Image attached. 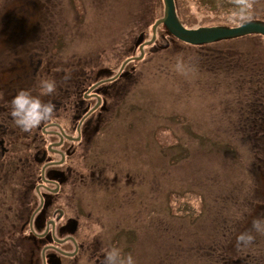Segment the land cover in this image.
Here are the masks:
<instances>
[{
	"label": "rangeland",
	"instance_id": "rangeland-1",
	"mask_svg": "<svg viewBox=\"0 0 264 264\" xmlns=\"http://www.w3.org/2000/svg\"><path fill=\"white\" fill-rule=\"evenodd\" d=\"M173 1L176 16L187 29L236 27L251 20L264 22V0ZM25 2L26 6L17 0H0V103L7 104L10 100L9 111L5 113L10 117L1 123L9 130L13 145L10 156L14 159L35 154L31 145L20 147L28 141L25 131L17 130L11 117L9 105L20 90L29 91L47 103L65 85L58 75L66 76L63 72L84 65L80 62L91 56L94 63L95 56L100 55L106 61L104 65L118 69L122 62L117 61L119 55H126L123 59L130 55L138 58V45L135 44V49L131 43L143 33L149 40L151 26L163 16L162 0ZM24 7L29 8L23 14ZM233 12L237 14L232 15ZM27 18L31 20L28 22ZM156 29L164 28L160 25ZM247 36L243 40L219 41L215 46L224 51L235 49L231 51L233 62L236 53L246 50L264 62V41L261 40L263 45L256 43L258 40L247 42ZM180 45L173 47L168 53L171 58L165 61L158 60L162 53L151 57L146 65L134 62L139 68L133 74L134 88L124 86V101L114 105L116 114L110 127L102 131L98 126L102 132L89 142L83 151L84 158L83 155L78 158L76 193L82 203L91 207L86 209L82 204L81 210L78 205V211L88 214L78 217V221L83 230L89 226L84 231H98L109 249L123 248L122 257L131 255L134 264H227L234 253L237 257L249 253V264H264V232L253 227L255 221L264 220V165L260 166L251 154L253 149L243 126L246 120L241 114L242 105L248 106L243 97L250 93L253 96L254 91L247 90L249 84H243L244 89L240 84L250 78L242 75L245 77L242 80L237 74L204 68L209 57L201 56L203 49ZM144 56H150L148 50ZM235 65L240 72L244 71V62ZM44 79L55 82L50 94H45L40 86ZM120 81L113 80L112 93L119 90ZM259 87L260 84L256 93L260 92ZM70 102L73 104V100ZM59 109L58 124L65 128L72 126L71 112L67 113L62 104ZM41 125L27 136L34 145L41 137ZM46 142L42 150H46ZM106 150L111 155L116 151V156L112 160L105 155L101 157L103 152L107 154ZM101 160L107 165L94 164H102ZM1 163L4 160L0 158V168L4 169ZM133 165L137 167L127 171L128 176L116 175ZM17 184L15 178L10 204V200H1L8 187L4 191V184L0 183L2 214L9 205L16 209L19 201L15 194L20 193L15 188ZM133 192L134 205L133 199L128 198ZM120 196L129 201H118ZM60 201L66 203L65 199L58 200L60 205ZM149 205L155 207L150 209ZM96 217L97 222L90 224ZM101 225L109 227V231L99 230ZM3 230L7 233L10 228L5 225ZM241 233L253 236L250 244L238 242ZM6 236L16 242L14 233L12 238ZM81 236L85 237L80 234L79 240ZM167 241L172 245H168L170 252ZM137 248L140 258L136 255ZM28 250L30 254L31 244Z\"/></svg>",
	"mask_w": 264,
	"mask_h": 264
},
{
	"label": "flooded vegetation",
	"instance_id": "flooded-vegetation-1",
	"mask_svg": "<svg viewBox=\"0 0 264 264\" xmlns=\"http://www.w3.org/2000/svg\"><path fill=\"white\" fill-rule=\"evenodd\" d=\"M166 37L170 38V36ZM151 39L152 32L149 40ZM159 39L165 40V36L158 34L156 29L152 43L143 46V55L146 50L156 52L158 47L160 49ZM149 40L145 39L139 43V39H135L131 44L134 47L136 44L139 48ZM166 42L165 46L167 47L168 41ZM125 56L123 54L119 55L117 61L122 62L118 69L111 65H104L106 61L102 60L99 55L95 56V63L91 56L88 60L80 62L84 65L80 66L79 64L80 67L74 66L69 71L63 72L67 74L66 76L62 75L61 77L58 75L65 85L63 86L64 89H62L63 87L58 89L57 95L54 94V99L51 100V102L53 101L52 104L55 105L52 117L54 122L51 121L41 125L39 131L42 134L37 145L32 143L34 141L27 139L31 131L25 132L28 144L21 143L22 145H20L24 149L30 147V145L34 147V156L24 155L23 158L15 159L10 156L13 152V145L7 134L9 130L6 124L1 123L2 120L6 121L10 117V114H5L9 111L7 105L10 100L7 104L6 102L4 104L0 103V158L4 160V164L1 163L4 169L0 168V183L4 184V187L1 185L4 191L8 187L5 196L1 200L4 202L10 200V204L12 203L13 190L11 183L15 178L19 182L17 188L20 190V193L15 194L19 201L16 209H11L12 206L9 205V209L3 211L4 214L1 213L2 211L0 212V241L4 239L3 242H0V264H105L104 257L109 248L104 239L98 231L95 233L91 229L89 233L84 231L89 226L87 225L83 230L78 221V217L81 215H88L80 209L78 211V205L81 206V210H83L82 204H84L83 208L91 207L90 205L87 207L86 203H82L83 200L76 193L77 160L83 155V151L88 147L89 142L91 140L95 141L96 135L104 131L103 129L110 127V120L116 114L113 109L114 105L124 99L123 94L124 89H126L124 86L128 87L127 89L134 88V82L130 81V76L127 75L138 72V68L134 64L139 59L134 55L123 59ZM126 61L127 63H125ZM74 65L76 64L74 63ZM114 79L121 81L118 84L119 90L115 89V92L112 93V89L114 90L115 87L111 86V83ZM125 94L127 95L128 92H125ZM63 96L68 97L63 99ZM70 100H73V104ZM61 104L64 110L67 107V113L71 112L69 115L73 119L71 120L73 123L68 128L58 124V119L61 118V114L58 113ZM3 116L7 117L3 118ZM98 126L102 127V131L98 130ZM18 129L20 128L17 127ZM44 136L51 137L52 140H45ZM45 142L48 145L46 150H42L41 148L44 147ZM92 154L87 155L91 158L94 157ZM107 154L103 152L101 157L105 155L106 158L112 160L114 155L116 156V151L114 155L108 152ZM37 155H39V159L36 158ZM97 155H99L98 152ZM122 158L133 159L129 156H123ZM94 164L103 165V167L104 164L107 165L105 161H102V164L100 162ZM136 167L134 165L125 169L121 167L120 169L123 170L121 172L117 171L116 175L128 176L127 171H132ZM127 182H129L128 179ZM28 191L30 192L28 193ZM153 197L154 195L150 196L149 200ZM115 198L114 195L112 200L114 201ZM128 198L133 199L132 204L134 205L135 193L133 192ZM61 199H65L66 203L60 201L62 205L58 204V200ZM124 200L129 201V199H124V196H120L118 201ZM32 203H36V205L32 206ZM150 205V209L155 207ZM8 211L11 213L8 214ZM98 218L92 219L89 223L94 224L95 219L98 220ZM119 221H121V218L118 219ZM5 225L10 228L7 233H4L3 230ZM105 229L109 231V227L105 228L104 225H101L99 230L104 231ZM113 232H115V228ZM12 233L16 237L15 243L11 242L6 236L12 238ZM80 234L85 235L84 238L83 236L80 237L81 240L78 239ZM18 239L21 241L18 242ZM167 242V246H172L169 241ZM29 244L32 247L30 254ZM170 249L169 247L168 252H170ZM122 251L123 248L121 249V257ZM136 255L140 258L138 248ZM248 257L249 253H246L245 257L242 256V253L239 257L234 253L227 264H249Z\"/></svg>",
	"mask_w": 264,
	"mask_h": 264
},
{
	"label": "trees",
	"instance_id": "trees-1",
	"mask_svg": "<svg viewBox=\"0 0 264 264\" xmlns=\"http://www.w3.org/2000/svg\"><path fill=\"white\" fill-rule=\"evenodd\" d=\"M17 1L20 4H24L26 6L27 1L26 2H25V0H17ZM157 33L165 36V40L159 39V41H158V44L159 45L161 44V48L159 49V47H158L156 52H151L148 50V53L150 54V56L149 57L144 56L141 60L137 61L136 63L141 62V63H144L146 65L149 62L151 57L160 56L162 53H163V56L158 57V60L159 61H163V60L165 61V60L171 58L170 56H168V53H170V51L173 49V47L176 44L180 45V43H181V45H183V46L198 47L199 49H203L204 54H202L201 56L203 57L205 55V56L209 57L203 64L204 68L210 67V68H215V71H221V70H223L225 72L227 71L228 73H231L232 76H236V74H237L238 76L242 77V80L245 79V77H243L242 75L250 78L249 81L241 82V84H240V87L242 89H244V87H242L243 84L244 85L249 84V87H247V90L254 91L253 96L250 93L249 95H246L247 96L246 98L243 97L244 102L248 106L245 107V104L242 105L241 114L245 117V120H246V125L244 124L243 126L245 127L244 129L246 130V136L245 137H246V140L249 141V147H251V149H253L251 151V154H253L254 158H256V160L259 161L258 164L260 166L264 165V62L262 60H260L261 58L247 53L249 50H246V52L239 51L238 53L235 54V62H233L232 59H233L234 53L231 51L235 52V49L228 50V49L223 47L224 49H226V51H224L222 48H217L215 46V44L220 43V42L193 46V45H188V44H185V43L178 41L173 36L167 34L165 29H163L161 31L157 29ZM166 36H170V38L166 37ZM146 37H147V35H145L143 33L141 35V37L139 38V41H141L142 39L144 41L146 39ZM238 39L243 40V37L237 38V40ZM246 40H247V42H249V41L255 42L256 40H258V41H256V43L260 42L262 44L261 40L264 41V37H262L261 35L255 34V35L247 36ZM166 41H168L167 47L165 46V44L167 43ZM230 41H233V40H226V41H221V42H230ZM225 54H227L229 56H227ZM254 57H256V58H254ZM249 58H250V61H248ZM241 61L244 62V71H242V72H240L235 65V63L238 64ZM162 64H164V62H162ZM143 71L144 70L142 69L141 73H139L141 76L143 74ZM213 73L215 74L214 71H213ZM127 76H130V81L134 80L133 74H130V75L128 74ZM258 84H260V87H259L260 92L258 91L256 93V87L258 86ZM9 106H11V103ZM238 118H239L238 123L240 124L241 116L238 115ZM43 123H46V122H43ZM30 177L31 176L29 175V178ZM20 182H23V181H20ZM15 188H17V187H15ZM12 190H14L13 189V183H12ZM211 249H214V248H211Z\"/></svg>",
	"mask_w": 264,
	"mask_h": 264
},
{
	"label": "clouds",
	"instance_id": "clouds-1",
	"mask_svg": "<svg viewBox=\"0 0 264 264\" xmlns=\"http://www.w3.org/2000/svg\"><path fill=\"white\" fill-rule=\"evenodd\" d=\"M237 13L233 12L232 15ZM40 86L45 94L54 91L55 82L51 79L41 80ZM55 105L51 102H42L40 98L33 96L29 91L20 90L11 100V117L13 122L21 130L28 132L40 126L43 122L52 119ZM253 227L257 232H264V220H257ZM238 242L246 246L251 243L253 236L241 233L237 237ZM105 264H134L133 257L127 255L121 257V249L110 248L104 257Z\"/></svg>",
	"mask_w": 264,
	"mask_h": 264
},
{
	"label": "water",
	"instance_id": "water-1",
	"mask_svg": "<svg viewBox=\"0 0 264 264\" xmlns=\"http://www.w3.org/2000/svg\"><path fill=\"white\" fill-rule=\"evenodd\" d=\"M162 2L163 16L162 18L155 21L151 27L152 39L146 41L139 47L140 54L138 59H141L143 56V46L152 43L155 30L160 25L165 29L167 34L173 36L182 43L193 46L212 44L215 42L236 39L247 35L258 34L264 37V22L258 20L246 21L236 27L212 26L199 27L197 29H187L179 22L176 16L174 1L162 0ZM125 63H127V61Z\"/></svg>",
	"mask_w": 264,
	"mask_h": 264
},
{
	"label": "bare ground",
	"instance_id": "bare-ground-1",
	"mask_svg": "<svg viewBox=\"0 0 264 264\" xmlns=\"http://www.w3.org/2000/svg\"><path fill=\"white\" fill-rule=\"evenodd\" d=\"M29 7H24V9H23V14H24V12H25V9H28ZM22 11V10H21ZM14 14H15V12H14ZM14 17H15V15H13ZM16 18V17H15ZM27 20H28V22L31 20V18H27ZM27 24L25 23V26H26Z\"/></svg>",
	"mask_w": 264,
	"mask_h": 264
}]
</instances>
